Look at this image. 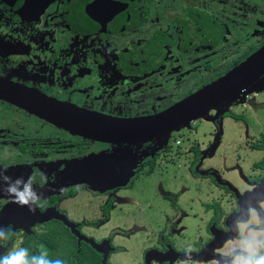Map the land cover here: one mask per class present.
Returning <instances> with one entry per match:
<instances>
[{
  "label": "flooded vegetation",
  "instance_id": "obj_1",
  "mask_svg": "<svg viewBox=\"0 0 264 264\" xmlns=\"http://www.w3.org/2000/svg\"><path fill=\"white\" fill-rule=\"evenodd\" d=\"M259 38L264 0H0V78L83 110L152 117L224 77L232 69L207 84L202 73L217 69L225 51L256 53L264 47L253 48ZM262 95L264 78L211 109L212 129H185V141L177 140L174 150L163 146L162 137L143 145L90 140L0 99V170L12 180L32 177L42 197L36 210L48 215L29 226L31 234L8 224L13 235L1 242L0 255L21 238L19 247L30 254L46 251L56 259L72 235L79 250L88 246L102 261L108 252L107 262L119 264L111 260L121 252L118 231L96 233L112 221L113 210L118 218L126 214L119 191L130 189L137 196L130 198L127 214L135 225L122 235H147L139 264H184L189 257L180 256H189V248L196 264H224L238 239L234 222L249 220V210L264 202L263 195L238 215L240 197L264 187ZM228 122L241 128L225 129ZM123 146L132 147L126 153L136 165L128 186L100 193L71 182L75 171L86 170V158ZM235 177L246 183L242 190ZM22 209L27 219L28 208L0 191V220ZM60 216L102 252L79 244Z\"/></svg>",
  "mask_w": 264,
  "mask_h": 264
},
{
  "label": "water",
  "instance_id": "obj_2",
  "mask_svg": "<svg viewBox=\"0 0 264 264\" xmlns=\"http://www.w3.org/2000/svg\"><path fill=\"white\" fill-rule=\"evenodd\" d=\"M264 78V47L251 55L246 61L233 68L224 77L208 85L189 98L175 104L162 114L143 118H116L101 113L87 111L67 103L50 99L39 92L14 84L0 78V99L18 106L31 114L72 133L90 140H96L113 145H143L152 142L157 137H163L171 132L187 127L193 122L207 116L211 109L222 103H229L238 94L248 90L251 86ZM135 162L124 149L118 152L92 155L86 158V170H77L71 176L73 184H84L92 191L105 193L116 188L126 187L134 177ZM264 195V187L240 197L242 211L245 212L247 203L258 201ZM6 213L0 220V228L6 229L13 223L24 226V230L31 234L30 227L37 222L47 220L48 215L37 210ZM81 241L90 244L94 249L102 252V247L89 238L80 234L75 226L66 218L57 217ZM27 226V227H26ZM30 226V227H29ZM16 230L14 229V232ZM2 245L0 242V249ZM10 244L3 248L6 252ZM152 255V254H151ZM150 254L147 256L149 261ZM188 258L189 256H180ZM179 257V258H180ZM192 258H196L192 257ZM108 252L105 253L102 264H109ZM148 264V263H147Z\"/></svg>",
  "mask_w": 264,
  "mask_h": 264
},
{
  "label": "clouds",
  "instance_id": "obj_3",
  "mask_svg": "<svg viewBox=\"0 0 264 264\" xmlns=\"http://www.w3.org/2000/svg\"><path fill=\"white\" fill-rule=\"evenodd\" d=\"M45 179L46 176L41 173V182ZM33 182L32 177L27 181L22 178L12 180L6 175V169L0 170V184L6 185L0 191L11 197L13 203L27 207L30 212L36 210L42 198L34 190ZM261 212H264V202L257 209L249 210V220L234 222L235 236L238 239L225 254L224 264H264V219L260 216ZM12 235L10 230L0 228V242L9 240ZM186 253L189 254V259L184 264H196L190 259V248L186 249ZM0 264H63V261L50 259L46 251L30 254L27 248L17 247L0 255ZM214 264H220V261H215Z\"/></svg>",
  "mask_w": 264,
  "mask_h": 264
},
{
  "label": "rangeland",
  "instance_id": "obj_4",
  "mask_svg": "<svg viewBox=\"0 0 264 264\" xmlns=\"http://www.w3.org/2000/svg\"><path fill=\"white\" fill-rule=\"evenodd\" d=\"M262 44H264V38H259L256 40V42L252 45L253 48H257L258 46L260 47ZM249 51V49H248ZM244 52V53H236L235 49H233V51H225L223 54L221 53L219 55V60L217 61L218 63V68L212 70L211 74H206L205 72L202 73V78H203V83L207 84L209 83L211 80H216L219 77L223 76L226 72H228L229 70L233 69L239 64V62H243V60H245V58L248 55H252L249 52ZM247 59V58H246ZM211 76V77H209ZM209 77V78H208ZM211 83V82H210ZM197 89L199 87H196ZM194 87V90H197ZM191 92V91H190ZM190 92L186 93L189 94ZM255 91H251L250 95H256ZM262 97H264V95H262ZM261 96L260 98L263 99ZM260 100V99H259ZM261 101V100H260ZM116 114L119 115H124V112H116ZM202 120L204 121V123L201 122V120H198L197 122L193 123L192 125H190L189 127H185L182 128L181 131H173L170 134L163 136L161 138L163 146L167 147V145L171 144L172 149H176V141L177 140H181V141H185V135L183 134L185 129H212V125L209 122L211 120V114H209L206 117H203ZM241 128V124H236V128L234 126V124L232 122H228V124H226L225 129H240ZM124 147V151L129 153L131 150V146H123ZM185 150V147L183 146L181 148V151L183 152ZM234 183L236 185H238L240 187V189L242 190L244 188V185L246 184L244 181H241L238 177L234 178ZM245 183V184H244ZM119 193L127 200V203H122L123 207H124V211L126 212V214L122 215L120 218H118L117 215V211H112L111 216H112V221L106 225L105 227H103L102 229H100L97 233L96 236L97 237H105L108 236L110 234H113L112 232H117L118 234L116 236L115 239V244L117 246H119L121 248V252L117 255L113 254L111 257L112 262L114 263H119V264H139L141 263L142 259H141V253L143 251L144 248V239L147 237L146 234H136V235H131L130 237H126L124 234L125 232H130L133 229V226L135 225V222H133L132 220V216L129 213V208L131 207V200L130 198H135V196H137V194L134 193L133 190L130 189H122L119 191ZM98 203H101L99 200H97ZM112 231V232H111ZM93 232V231H92ZM86 233L88 235H90L88 233V231H86ZM95 233V231H94ZM144 241L142 244L141 242ZM21 242V238L18 239V241L16 242V247H19ZM138 246H141L138 248ZM115 255V256H114ZM114 256V257H113ZM114 260V261H113Z\"/></svg>",
  "mask_w": 264,
  "mask_h": 264
},
{
  "label": "trees",
  "instance_id": "obj_5",
  "mask_svg": "<svg viewBox=\"0 0 264 264\" xmlns=\"http://www.w3.org/2000/svg\"><path fill=\"white\" fill-rule=\"evenodd\" d=\"M59 237L62 238L63 235H59ZM50 242L51 240L49 244ZM62 246L65 247V252H60L56 259L62 260L63 264H102L100 255L90 247L83 246L79 250L72 235L62 243Z\"/></svg>",
  "mask_w": 264,
  "mask_h": 264
}]
</instances>
